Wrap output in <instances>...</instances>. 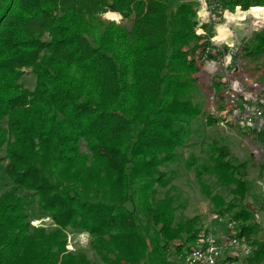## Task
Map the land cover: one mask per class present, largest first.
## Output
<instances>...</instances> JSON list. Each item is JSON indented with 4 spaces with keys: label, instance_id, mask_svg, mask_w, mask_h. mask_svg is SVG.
<instances>
[{
    "label": "trees",
    "instance_id": "1",
    "mask_svg": "<svg viewBox=\"0 0 264 264\" xmlns=\"http://www.w3.org/2000/svg\"><path fill=\"white\" fill-rule=\"evenodd\" d=\"M173 1L0 0V165L13 183L0 194V264H91L89 247L105 264H179L172 249L186 252L207 232L173 226L172 201L156 199L173 179L161 167L176 161L196 118L218 122L195 99L204 57L219 58L207 52L212 21L237 7L263 9L264 0H205L211 21L204 22L199 0ZM246 42V56H263L264 27ZM27 68L33 89L22 80ZM247 164L214 140L196 172L233 186V199L212 200L260 263L264 228L243 204ZM33 198L41 217L31 218ZM46 217L52 223H33ZM143 220L159 226L154 235ZM67 230L87 232L89 247L69 248Z\"/></svg>",
    "mask_w": 264,
    "mask_h": 264
},
{
    "label": "rangeland",
    "instance_id": "2",
    "mask_svg": "<svg viewBox=\"0 0 264 264\" xmlns=\"http://www.w3.org/2000/svg\"><path fill=\"white\" fill-rule=\"evenodd\" d=\"M181 1L174 0L171 6H175ZM199 1L202 3L199 11L200 21H211V12L207 9L208 6L206 8L204 0ZM105 16L109 19L122 21V16L119 12L109 11ZM212 22H214L210 37L213 43L212 47L220 45L225 53L217 63L211 66L201 64L200 70L196 74L198 80L195 99L203 103L206 113H212L213 116L218 117V122L208 124L206 118L198 117L195 119L192 124L191 135L187 138L186 144L178 148L176 161L169 162L161 167L173 175V179L167 186L159 187L156 199L162 203L172 201L176 212L174 227L182 224L190 226V224L194 223L193 225L197 226L196 228H202L203 233L205 231H213L219 236H223L227 234L230 228L228 223L230 213L224 217H219L212 196L220 194L226 200H231L234 198L233 186L221 185L213 176L208 174H203L199 177L196 172V165L205 163L208 160V149H210L214 140L220 142L221 145L225 144L229 147L231 157L236 163L247 161L249 191L243 200V204L254 212L264 228V142L259 140L253 131V128L262 125H259L261 120L256 118L257 121L255 122L254 120L253 125L247 127L239 123L230 124L231 120L228 119L233 118V115L228 116L225 120L219 118L220 107L222 106L223 109H226L229 102L225 100V97H217L218 91L217 93L215 92L213 83L214 78L217 76L220 77L219 79L225 80L226 83L228 81V85L232 82L233 87L239 90L237 95L239 97V105L244 104L248 100H257L264 103V55L253 58L246 56L244 51H242V45L245 41L248 43L250 37L264 27V8L252 7L248 11H242L239 7L229 9L224 11L221 22L215 23L216 20ZM199 32H202V29ZM222 33L226 37L224 40L218 38ZM229 51L232 52V56L228 54ZM247 78H252L253 83L258 82L259 86L248 87L245 83ZM22 80L29 89L35 88L36 75L31 69H26ZM228 107L230 109L232 105ZM4 153V149L0 150L1 155H4ZM193 159L196 163L189 166V161ZM5 163L3 162L0 165V194L13 185L5 171ZM27 194V192L23 193L25 197H27ZM27 204L31 218L41 217L39 216L40 208L37 198L28 199ZM129 207H131L130 204ZM42 219L52 223L51 217L40 218L34 220L33 223L39 225ZM191 219H194V221L188 222ZM145 223H147L149 235H154V231L159 229V226H156L153 220L148 222L143 220L144 225ZM67 232L69 233V230ZM162 237L165 236L162 235ZM253 238L263 239V234L254 235ZM89 239L87 232L76 234L74 231H70L69 247L74 249L77 245H83V248H88ZM171 243L174 242L171 241ZM86 254L91 264H105L93 247H89ZM253 254L254 252L249 256L243 255L242 259L244 262L241 264H261L263 262H256ZM169 257L173 261L182 264L181 261L175 259L176 250L174 248ZM237 260L236 257L232 256L231 252L226 251L222 264H236Z\"/></svg>",
    "mask_w": 264,
    "mask_h": 264
},
{
    "label": "built area",
    "instance_id": "3",
    "mask_svg": "<svg viewBox=\"0 0 264 264\" xmlns=\"http://www.w3.org/2000/svg\"><path fill=\"white\" fill-rule=\"evenodd\" d=\"M204 3L207 8L205 0ZM209 11L211 12V10ZM209 51H216L217 53H219V58L212 60L205 56L204 64L207 66H211L217 63L225 53L221 49L220 45L217 47H208L207 52ZM228 54L232 56L231 51H229ZM245 83L248 87L259 86L258 82L253 83L252 78H247L245 80ZM229 84L230 85H228V81L226 83V81L224 80L223 87L221 91H218V93L217 89L215 88L217 97H225V100L229 102H226L228 103L226 109H223L222 106L220 107L219 116L222 120H225L228 116L233 115V118L228 119L231 120V122L228 121L230 124L239 123L247 127H251L254 120L256 122L257 119H260L261 122L259 125H262L257 128H253V131L258 137V131L264 129V103L258 102L257 100H248L245 101L244 104L242 103L239 105V97L237 96L239 90H236V88L233 87L232 82ZM225 86L227 87L225 88ZM239 88L241 89V87ZM229 105H232L230 109L228 107ZM258 139L264 142V137H258ZM229 227V231L223 236H219L213 231H207L196 246H194L190 250H187L186 252L179 253L176 256V260L181 261L182 264H222L225 258V253L226 251H228L232 253V256L238 259L236 264H241L242 262H244V260L242 259L243 255H251L254 252L255 247L249 241H246L245 239L240 238L237 235V233L233 230V223H229Z\"/></svg>",
    "mask_w": 264,
    "mask_h": 264
},
{
    "label": "bare ground",
    "instance_id": "4",
    "mask_svg": "<svg viewBox=\"0 0 264 264\" xmlns=\"http://www.w3.org/2000/svg\"><path fill=\"white\" fill-rule=\"evenodd\" d=\"M255 8V7H254ZM229 17V16H228ZM218 38H220L221 40H224V39H226V37H225V35H224V33H222L221 35H219L218 36ZM219 41V40H218Z\"/></svg>",
    "mask_w": 264,
    "mask_h": 264
}]
</instances>
